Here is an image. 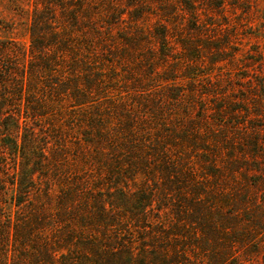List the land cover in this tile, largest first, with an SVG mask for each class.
I'll list each match as a JSON object with an SVG mask.
<instances>
[{
    "label": "rangeland",
    "instance_id": "1",
    "mask_svg": "<svg viewBox=\"0 0 264 264\" xmlns=\"http://www.w3.org/2000/svg\"><path fill=\"white\" fill-rule=\"evenodd\" d=\"M33 36L46 39L57 65L39 81L27 73L37 64ZM0 47L15 78L28 76L24 98L34 84L43 109L26 120L29 106L14 102L0 120L4 181L53 158L34 176L35 204L44 205L48 182L55 199L66 174L83 181L98 192L79 203L81 235L105 246L117 237L134 264H264V0H0ZM87 79L83 108L69 97L73 86L49 88L75 80L82 89ZM92 121L115 141L133 125L160 146L147 144L137 157L128 148L107 158L85 153L79 142L96 135ZM99 189H111L113 227L94 223ZM0 191L1 235L19 213L14 190ZM143 199L151 208L142 215ZM10 259L1 243L0 264Z\"/></svg>",
    "mask_w": 264,
    "mask_h": 264
},
{
    "label": "trees",
    "instance_id": "2",
    "mask_svg": "<svg viewBox=\"0 0 264 264\" xmlns=\"http://www.w3.org/2000/svg\"><path fill=\"white\" fill-rule=\"evenodd\" d=\"M71 18L73 22L77 23V18L74 15ZM52 37L54 38L53 44L57 45L60 43L58 41L60 32L55 31ZM45 40L43 37L35 39L33 36L31 41L32 57L37 64L33 65V62H31V65L27 67V73L29 71L31 76L37 78V81L42 78V73L52 72L54 67H57L56 61L50 59L48 55L50 44ZM8 52L9 49L7 47H0V120L9 118L7 116L9 114L7 112L8 109L14 102L18 101L29 106L27 108L28 115L25 117L26 120L39 119L43 117L41 113L43 110L41 107L42 100L41 102L36 101L37 94L32 91L34 84L30 85L31 90L29 91L28 99L24 98V90L25 88L27 90L29 84L28 76L25 73L19 76V79L15 78V69L13 63L7 57ZM75 64L77 65V63ZM89 80L87 79L86 83L83 84L85 90H83L84 88L81 89L75 80L68 84L65 82H50L49 88L64 94L69 90L67 89L69 85L73 86L70 89L69 97L76 103V107L83 108V106L89 104L90 96L88 97V93L93 86L92 81ZM11 86L13 88L12 92H10ZM13 117H16L17 122H19L20 114H13ZM8 121L5 124L7 128L11 124ZM88 126L90 130H94L97 133L96 135L82 134L83 138L79 143L85 153L89 149L94 148L97 152L95 155L98 154L107 158V156L114 157L120 151H125V148H128L131 155L137 157L142 155L140 153L147 150V144L152 143L153 146H157L153 141L147 140L146 137L144 139H142L143 137L140 138L137 129L133 125L124 127L123 133H127L128 138L118 139V141H115L114 137L108 136L110 131L105 129L103 125L92 121V124ZM31 140L29 143L34 145L36 140L33 137ZM13 144L15 148L21 149L23 147L24 151L29 150L27 142H22L21 145H18L16 140ZM159 146L157 147L159 148ZM4 148L7 147L0 145V150H6ZM35 149L38 150L39 147L36 146ZM42 150L47 153L44 149ZM52 159L45 157L34 159V167L31 170H22L16 175V179L9 183L0 177V187H9L12 191L14 190L12 194L14 198L13 207L19 213L18 217H9L8 221L12 226H4L2 228L3 233L0 235V245L2 243L5 249L10 248L14 255V259H10L8 264H134L135 259L132 249L119 247L120 243L117 242V237L115 241H111L105 246L107 242H97V240L81 235L80 231L83 230L82 227L85 226V221L82 220L83 217L78 215L79 203L85 202L88 196L91 198L94 193L98 192L84 187L86 184L83 181H76L72 176L66 174L62 178L63 181L55 199L52 198V196H55L51 187L52 183L48 182L50 186L47 185L45 190H43L44 205L35 204V199L31 196L32 192L38 188L34 176L44 172L40 167H42L44 162L46 164L52 163ZM2 166L5 167V164ZM99 191H101L99 195L93 198V207L96 212L94 223L107 224L113 227L116 224V217H113L111 213L115 211L116 206L112 201L113 197L110 196L111 189L107 193L103 189H99ZM6 195L5 191H0V197ZM85 195L86 198H83ZM50 203H53L54 208H48L51 205ZM85 206H87V203L83 205L84 208ZM140 206L141 214L143 215L151 208L149 199H143ZM197 210L201 213L203 212L200 208ZM83 216L86 219L88 218L86 215ZM165 261L163 259L161 263L164 264Z\"/></svg>",
    "mask_w": 264,
    "mask_h": 264
}]
</instances>
